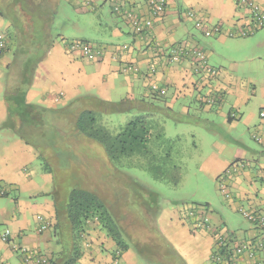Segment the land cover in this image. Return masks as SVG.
Wrapping results in <instances>:
<instances>
[{"label":"crops","instance_id":"crops-1","mask_svg":"<svg viewBox=\"0 0 264 264\" xmlns=\"http://www.w3.org/2000/svg\"><path fill=\"white\" fill-rule=\"evenodd\" d=\"M83 1L76 0L77 5L73 6L82 13L99 12L111 24L112 34L93 43V46L101 50L98 57H86L80 51L72 50L67 44L68 39L62 36V40H56L35 70L34 81L27 94L29 102L60 108L88 94H94L110 103L152 100L157 96L162 97L174 112L173 102L168 100V94H173V99L177 101L181 96L195 94L198 90L199 94L208 91L213 98H209L210 103L219 100L220 111L222 110L224 94L229 89L225 86L224 70L211 62L215 54L222 53H216V49H212L215 44L206 46L208 44H204L199 34L205 38L214 36L218 39V44L230 42L228 45L233 51L243 48L232 39L241 37L239 29L249 26L251 13L239 0H167L164 16L157 20L150 33L142 35L134 34L125 12L114 11V6L124 3L125 7H131L135 12L149 17L150 10L144 0H99L109 3L110 14L104 13V8H100L94 0ZM256 1L264 7V0ZM169 4L173 7L170 8ZM4 26L10 28V22L0 15V33L6 34L8 31ZM214 27H219L220 31L217 32ZM261 30L259 35L248 39L249 43L255 45L250 47V52L254 48L264 47V28ZM256 43L259 44L258 47ZM121 44H128L129 49L122 51ZM175 46L202 51L206 56V63L199 67L195 56L191 54L178 62L156 61L160 50ZM238 51L245 52L244 49ZM12 60L13 56L7 52L0 57V264H24L21 254L14 250L12 244L2 241L1 233L5 229L11 230L12 243L25 245L48 257L54 256L60 248L50 227L51 220L55 218L53 176L43 170L41 163L39 165L41 160L37 150L17 135L20 122L17 119L11 122L9 119L5 94L12 78ZM153 64H157L158 70L150 76L149 69ZM208 68L216 71L215 77L206 72L209 71ZM152 84L158 85L164 92L153 94ZM212 93L217 96L212 97ZM199 98L200 102L204 99L201 96ZM183 108L188 111L187 106ZM228 118L231 122V117ZM244 122L250 126V117H245ZM256 131V135L261 134V150L254 151V157L249 159V146L242 141L236 155L237 162L226 159L223 170L230 163H239L231 184L238 188L241 198L248 200L250 207L264 213V173L261 169L264 165V125ZM215 166L217 168H214V174L219 175L223 164ZM242 183L252 189V192L245 189ZM230 198H235L232 192ZM158 214V231L173 249L168 257L170 262L163 264H212L210 258L214 239L210 232L192 230L188 220L183 219L181 210L174 211L163 207ZM38 215L45 217L47 230L39 231ZM210 215L215 226L223 225V221L213 214ZM233 233L236 234L235 231ZM247 234L244 238L257 237L260 230L251 226ZM89 240L91 246L81 258L83 264H156L146 263L144 260L141 262L143 257L139 256L134 247L121 252L120 260H114L113 252L118 251V246L98 228L91 232ZM129 240L136 242L134 237ZM158 260L161 262L159 258ZM259 261L264 264V253Z\"/></svg>","mask_w":264,"mask_h":264},{"label":"trees","instance_id":"trees-1","mask_svg":"<svg viewBox=\"0 0 264 264\" xmlns=\"http://www.w3.org/2000/svg\"><path fill=\"white\" fill-rule=\"evenodd\" d=\"M27 1L6 0L1 4L2 7H8L7 13L1 8L0 15L10 22L13 32L11 36L10 31L5 34L7 49L4 54L9 50L8 37H11L10 39H13L15 44L13 60L10 64L15 72L11 73L12 78L5 94V101L11 122L16 119L20 122L16 131L17 135L37 150L43 170L53 176L54 192L52 195L55 203V218L53 221L50 219V227L55 233L60 248L54 256H49L47 264H83L81 258L91 246L89 236L95 228L116 242L118 251L113 252L114 260H120L121 252L127 250L132 244H136L138 246L136 252L141 258L151 263H161L158 258L161 260L160 256L170 255L173 249L168 248L165 251L160 248L162 245H167L165 240L158 242L151 239L148 241L144 237L149 231L157 232L162 236V233L158 231L156 219L163 208L157 204L160 194L128 172V169L143 168V165H146L155 179L177 182L179 171L175 164L170 162L171 150L175 148V141L165 136L160 123L163 116L174 115L171 108L166 105L162 97L157 96L152 100L110 103L94 94H88L60 108L29 102L27 94L33 84L35 70L48 55L56 40L61 38V34L53 30L57 17L55 11L59 4L57 0H54L56 3L52 0H32V7L29 6L31 2ZM144 2L150 10L147 18L153 19L155 26L157 20L162 18L167 11V2L165 11L159 18L154 16L153 6L147 0ZM18 5L29 15L28 22L20 18ZM114 11L133 14L138 20L146 17L135 12L131 7H125L124 3L115 5ZM150 32L146 30L137 35ZM76 41L88 43L82 39H68L67 44L71 48ZM170 50L163 49L159 52L156 61L170 62L168 60ZM153 69L157 72V64L150 66L149 71ZM156 93L159 94L153 92V94ZM112 109L116 112H130L133 115L132 119L125 125L121 124L119 128L112 129L103 120V114H107ZM230 117L233 120L234 116ZM255 138L258 137L255 136ZM82 140L102 146L114 168L109 167L105 174L98 176L94 170L95 166L82 160L80 153L71 147L73 146L72 141H77L79 148L87 150L88 145ZM259 140L262 141L261 138ZM142 160L146 162H141ZM84 163L87 167H84ZM233 164L231 168L234 167ZM237 164L239 166V163ZM118 184L125 186L124 200L117 197ZM138 188L142 189L139 190L142 197L138 198L139 195H137L134 200V193ZM113 196L114 198H111ZM232 196L235 197L233 194ZM117 200H119L118 203L122 201V204L115 206ZM196 208L199 207H188V209L181 210V213L183 212V219H188V222L189 218H192L193 222H189L192 230L202 231L201 228H195L198 215L191 214ZM147 209L153 210L154 213H148ZM122 217L132 219L135 225L133 229L144 230L142 240L136 239L134 242L128 239L129 233L121 227ZM251 224L253 226L252 222ZM253 228L259 229L256 226ZM228 232L233 238L237 237L235 233L229 230ZM249 239H254V237L241 240ZM141 241L144 247L139 245ZM261 254L257 253L260 257ZM244 256L246 260L241 264H261L260 261L249 259L248 252H245ZM22 262L24 263L23 259Z\"/></svg>","mask_w":264,"mask_h":264},{"label":"rangeland","instance_id":"rangeland-1","mask_svg":"<svg viewBox=\"0 0 264 264\" xmlns=\"http://www.w3.org/2000/svg\"><path fill=\"white\" fill-rule=\"evenodd\" d=\"M5 1L0 0V9L2 8L7 13L8 7L1 6ZM52 1L56 3V1ZM180 1L183 2V0ZM27 2L32 3V0H28ZM57 2L59 4L56 10L57 17L54 21L53 30L61 34L60 37L62 36L69 40H88L93 45L99 38L106 39V37H110V34H112L111 24L104 17L102 18L99 12L96 14L92 13V11L91 13L80 12V10L74 7L77 5L76 0H57ZM94 2L100 8H104V13L110 14L109 3L99 0H94ZM31 3L29 4L30 7L33 6V3ZM169 7L171 8L173 5L169 4ZM17 8L20 18L28 22L29 15L20 5ZM4 28L8 32L10 31V36L13 34L11 28L5 26ZM261 31L259 29L252 36H241L232 39L234 43L243 46V48H238V50L244 49L247 53L238 50L233 51V48H230L228 45L230 42L218 44L216 42L218 39L214 36L205 38L202 34H199L204 44H208L206 46L211 47L215 44V47H212V49H216V53H222L220 55L215 54L211 62L218 68L221 67L224 70L226 78L225 86L229 90L224 94L223 108L221 111L219 100L213 101V103L209 102V98H213H211L208 91L205 94H199L198 90H196L195 94L183 95L177 101L173 99V94H168V100L173 102L174 115L171 117L163 116L160 123L163 126L165 136L175 141V148L171 150L170 162L175 164L178 169L177 171H179L177 174V182L155 179L146 165H143V168L133 167L128 169V172L137 176L147 186L159 192L160 197L158 198L157 204L167 209H174V211L188 209V207L193 206H197L200 209L203 208L209 214H213L220 221H223L222 224L225 230L235 231L236 236L240 239H244L248 235L247 230L252 224L239 212V209L241 207L250 208V204L247 199L241 198L238 188L234 184H231V179H233L236 172L230 167L233 163H230V166L226 169L223 170V168L226 164V159H237V151L242 141L249 146V154L247 155L249 159L254 157V151H260L262 147L261 141L259 140L261 134L256 135V130L264 125V122L262 123L264 119L261 120L260 117V111L264 108V47L254 48L250 52V47L255 45L248 41V39L259 35ZM10 38L8 37L9 50L7 54L10 53L13 56L15 44L12 41L13 39ZM210 43H212L211 46L209 45ZM256 46L258 47L259 44L256 43ZM226 58L228 59L225 60ZM14 72L15 70L13 69ZM218 85H220L219 82ZM215 95L217 96V94L212 93V97ZM199 96L204 97L202 102L199 101ZM185 106H187L188 111L183 108ZM231 111L233 112L232 115H230ZM132 116L130 112H116L112 109L107 114H103V120L109 127L116 129L121 124L125 125L126 122L132 119ZM230 116H234L231 122L228 120ZM245 117H250V126L245 125ZM255 136L258 138H255ZM82 141L86 142L85 140ZM86 143L88 149L85 151L79 148L77 141H72L73 146L71 147L80 153L82 160L86 163H92L95 166L94 170L98 176L105 174L109 167L114 168V165L110 162L102 146H98L91 141ZM141 162H146V160H142ZM219 163L223 164L220 168L221 172L219 175L214 174L217 168L215 165ZM41 165L43 166L42 163ZM85 165L84 163V167H87ZM224 183L229 184V191L231 190L233 195L236 193L235 198L232 200L222 192L221 185ZM118 186L117 197H121L124 200L126 192L125 186L123 184H118ZM242 186L252 192V189L248 188L245 183H242ZM100 190L102 191V189ZM139 190L142 189L138 188L135 191L134 200L137 195H139L138 198L142 197L140 196L141 191ZM111 198H114V196ZM118 201H115V206L122 204V201L120 203ZM147 210L150 214L154 213L153 210ZM33 212H35V209ZM32 215L31 213V217ZM158 220L159 218H157ZM185 220L187 221L188 219ZM120 222L122 230H125L130 235L128 239H133L132 237H134L135 239L142 240L141 236L144 235V230L137 231L136 228L133 229L135 225L132 219L122 217ZM189 222H193L192 218H189ZM204 231L202 230V232ZM144 237L148 241L151 239H155L158 242L165 240L163 235L161 236L157 232H146ZM139 245L144 247L142 241L139 242ZM132 246L135 249L138 247L136 244H132ZM160 248L167 251L172 246L162 245ZM168 257L169 255L165 254L160 256L161 262H170ZM144 261L148 263L147 260Z\"/></svg>","mask_w":264,"mask_h":264},{"label":"built area","instance_id":"built-area-1","mask_svg":"<svg viewBox=\"0 0 264 264\" xmlns=\"http://www.w3.org/2000/svg\"><path fill=\"white\" fill-rule=\"evenodd\" d=\"M150 5L153 6V14L155 17L159 18L160 15L163 14V11H165V4L167 0H147ZM239 2L242 4V6L246 9H249L251 13L250 18V24L249 26L243 27L239 29V35L240 36H248L259 29H262L264 27V7L262 5H259V3L256 0H239ZM192 13V12H191ZM190 13V14H191ZM126 17L129 19L131 18L130 22L132 25V29L134 34H141L146 30H149V32L154 27V20L147 18V17H141L139 20L136 19V16L133 14L126 13ZM193 16V13L191 14ZM202 23V22H199ZM214 30L217 32L220 31L219 27H214ZM207 34H209L208 29L206 30ZM232 35H234L232 33ZM7 49V39L5 37L4 33H0V56L4 54V52ZM71 49L76 51H80L84 56L86 57H98L100 55L101 50L99 48H96L95 46L91 45V43H84L80 41H76L74 45H71ZM122 51H127L129 49L128 44H123L120 48ZM159 52H162L160 50ZM191 54L192 56H195L196 64H198L199 67H202L201 65L206 63V56L202 51L199 50H191L185 46H175L171 48L169 52L168 60L171 62H178L183 60V58L187 55ZM159 55V53H158ZM201 64V65H200ZM210 71H206L209 75L215 77L216 71L208 68ZM156 70L149 71L150 76L155 74ZM152 92H158L162 93L164 90L156 85L152 84ZM260 116L262 119H264V108L260 111ZM235 167H233V170L236 171L239 167L238 164H233ZM262 172L264 173V165ZM222 186V192L226 194L227 197L230 198L231 196V190L229 191V187L227 183H224ZM239 212H241L244 217L251 221L253 223V226H256L260 229V234L257 237H254V239L249 240H241L239 238H233V236L230 234V232L225 230L221 225L215 226L210 220V214L208 211L204 210L203 208H196L191 212L192 215H198L197 217V223L195 222V228H201V230L208 231L212 234V238L214 239V247L211 253V262L213 264H241L242 261L246 260V257L244 256L245 252L249 253V259L251 260H260V256L257 255L258 252L264 253V213L250 208H244L241 207L239 209ZM38 220L40 222L39 225V231H45L48 229V223L45 222V217L42 215H38ZM12 232L10 229H5L1 233V239L3 242L11 243L14 250L21 254V257L25 264H47L49 262V257L46 254H41L39 252H36L35 250H32L31 248L21 245L19 243H12ZM231 252L230 254H228ZM230 255V257H229ZM240 258V259H239Z\"/></svg>","mask_w":264,"mask_h":264}]
</instances>
